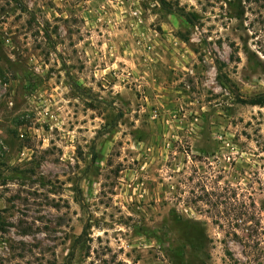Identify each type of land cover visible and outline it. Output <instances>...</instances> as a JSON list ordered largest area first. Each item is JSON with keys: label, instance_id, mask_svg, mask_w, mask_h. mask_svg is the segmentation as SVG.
Masks as SVG:
<instances>
[{"label": "rangeland", "instance_id": "1", "mask_svg": "<svg viewBox=\"0 0 264 264\" xmlns=\"http://www.w3.org/2000/svg\"><path fill=\"white\" fill-rule=\"evenodd\" d=\"M0 264H264V1L0 0Z\"/></svg>", "mask_w": 264, "mask_h": 264}, {"label": "trees", "instance_id": "2", "mask_svg": "<svg viewBox=\"0 0 264 264\" xmlns=\"http://www.w3.org/2000/svg\"><path fill=\"white\" fill-rule=\"evenodd\" d=\"M262 1H264V0H262ZM243 14H244V10L243 9H240L238 12H236V14L234 15V17L239 18ZM248 103L249 104H252V105L261 104V102H259L258 99L249 100Z\"/></svg>", "mask_w": 264, "mask_h": 264}]
</instances>
